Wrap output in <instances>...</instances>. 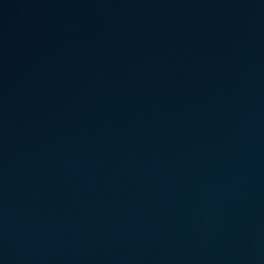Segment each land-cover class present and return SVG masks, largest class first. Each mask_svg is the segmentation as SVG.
Segmentation results:
<instances>
[{"label":"water","instance_id":"obj_1","mask_svg":"<svg viewBox=\"0 0 264 264\" xmlns=\"http://www.w3.org/2000/svg\"><path fill=\"white\" fill-rule=\"evenodd\" d=\"M0 264H264V0H0Z\"/></svg>","mask_w":264,"mask_h":264}]
</instances>
